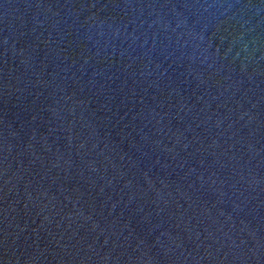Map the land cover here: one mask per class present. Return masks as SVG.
Masks as SVG:
<instances>
[{
	"label": "water",
	"instance_id": "95a60500",
	"mask_svg": "<svg viewBox=\"0 0 264 264\" xmlns=\"http://www.w3.org/2000/svg\"><path fill=\"white\" fill-rule=\"evenodd\" d=\"M0 264H264V0H0Z\"/></svg>",
	"mask_w": 264,
	"mask_h": 264
}]
</instances>
